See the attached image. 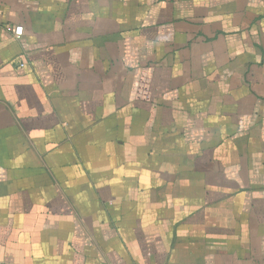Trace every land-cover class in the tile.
<instances>
[{"label":"crops","instance_id":"0c3cea01","mask_svg":"<svg viewBox=\"0 0 264 264\" xmlns=\"http://www.w3.org/2000/svg\"><path fill=\"white\" fill-rule=\"evenodd\" d=\"M0 264H264V0H0Z\"/></svg>","mask_w":264,"mask_h":264},{"label":"built area","instance_id":"2783aa9c","mask_svg":"<svg viewBox=\"0 0 264 264\" xmlns=\"http://www.w3.org/2000/svg\"><path fill=\"white\" fill-rule=\"evenodd\" d=\"M23 30H24L23 27H17V28H15V29H14L15 36H16L17 38L21 37L22 34H23Z\"/></svg>","mask_w":264,"mask_h":264}]
</instances>
